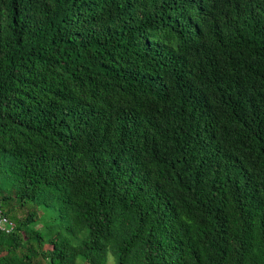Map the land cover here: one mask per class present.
Masks as SVG:
<instances>
[{
    "label": "trees",
    "instance_id": "1",
    "mask_svg": "<svg viewBox=\"0 0 264 264\" xmlns=\"http://www.w3.org/2000/svg\"><path fill=\"white\" fill-rule=\"evenodd\" d=\"M16 202L0 264H264V0H0Z\"/></svg>",
    "mask_w": 264,
    "mask_h": 264
},
{
    "label": "rangeland",
    "instance_id": "2",
    "mask_svg": "<svg viewBox=\"0 0 264 264\" xmlns=\"http://www.w3.org/2000/svg\"><path fill=\"white\" fill-rule=\"evenodd\" d=\"M30 211L37 212V214L39 216H42L43 213H44L41 207H36V205L33 204V203H31V202H29L27 204H24V205H19L16 202V208L12 212L13 215L10 214L9 216H10V218L13 221H15L17 223V220L24 219L28 215V213ZM41 225H42V223H40V222L39 223H36V226H38V227H40ZM50 247L51 246L48 243H46V244L43 245V248H45V249H48ZM77 261L80 264H85V263H83V261H82L81 258H78ZM43 264H47V262L46 261H43ZM107 264H116V257L114 255H112V254H109Z\"/></svg>",
    "mask_w": 264,
    "mask_h": 264
},
{
    "label": "built area",
    "instance_id": "3",
    "mask_svg": "<svg viewBox=\"0 0 264 264\" xmlns=\"http://www.w3.org/2000/svg\"><path fill=\"white\" fill-rule=\"evenodd\" d=\"M16 223L10 217L5 215L0 210V230L4 232H12L15 229Z\"/></svg>",
    "mask_w": 264,
    "mask_h": 264
}]
</instances>
